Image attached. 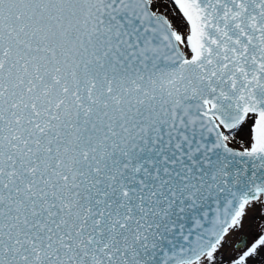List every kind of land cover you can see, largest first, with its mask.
I'll list each match as a JSON object with an SVG mask.
<instances>
[{
    "label": "snow or ice",
    "instance_id": "snow-or-ice-1",
    "mask_svg": "<svg viewBox=\"0 0 264 264\" xmlns=\"http://www.w3.org/2000/svg\"><path fill=\"white\" fill-rule=\"evenodd\" d=\"M0 264H264V0H0Z\"/></svg>",
    "mask_w": 264,
    "mask_h": 264
}]
</instances>
